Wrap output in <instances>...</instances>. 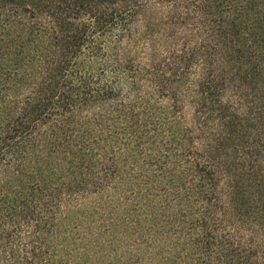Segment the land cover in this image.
<instances>
[{"label":"trees","instance_id":"trees-1","mask_svg":"<svg viewBox=\"0 0 264 264\" xmlns=\"http://www.w3.org/2000/svg\"><path fill=\"white\" fill-rule=\"evenodd\" d=\"M118 183L159 264H264V0H0V264Z\"/></svg>","mask_w":264,"mask_h":264},{"label":"rangeland","instance_id":"rangeland-1","mask_svg":"<svg viewBox=\"0 0 264 264\" xmlns=\"http://www.w3.org/2000/svg\"><path fill=\"white\" fill-rule=\"evenodd\" d=\"M124 191L118 183L64 202L57 241L63 264H159L151 228Z\"/></svg>","mask_w":264,"mask_h":264}]
</instances>
